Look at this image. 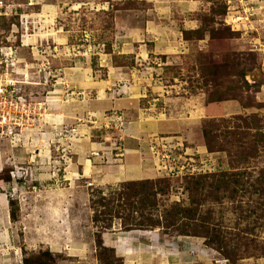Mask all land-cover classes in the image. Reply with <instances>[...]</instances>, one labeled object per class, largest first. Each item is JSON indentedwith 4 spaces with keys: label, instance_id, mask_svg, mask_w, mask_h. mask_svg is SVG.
Masks as SVG:
<instances>
[{
    "label": "rangeland",
    "instance_id": "rangeland-1",
    "mask_svg": "<svg viewBox=\"0 0 264 264\" xmlns=\"http://www.w3.org/2000/svg\"><path fill=\"white\" fill-rule=\"evenodd\" d=\"M185 1L192 9H174L171 21L168 16L155 14L156 0H48L35 9L41 14L37 15L35 32L44 40L51 38L54 30L70 31L71 53L83 52L84 64L95 80H109V96H120V86L136 80L143 89L141 110L148 114L165 116L168 107L163 96H155L159 93L171 99L200 95L207 102L240 99L245 105L264 109V102L256 100L264 95V0ZM8 21L0 19V40L9 29ZM149 25H153L151 33L158 32L163 39L170 38L164 31L171 29L170 35L178 36L175 45L180 47L184 41L188 51L175 47L167 55L146 58L141 46L145 45L150 55L155 47V41L145 37ZM23 54L31 56L28 48ZM119 73L125 77L120 83L116 80ZM52 83L45 84L46 92L36 94V99L45 103L40 109L44 118L45 112L51 111ZM78 94L97 100L93 91ZM62 95L69 99L74 96L69 89L60 98ZM118 116L128 123L123 113L111 109L100 117L89 114L87 119L92 122L77 119L64 125L67 129L78 127L81 133V125H94L84 133L93 137L86 141L113 143L114 147L124 134L113 122ZM205 129L208 149L217 153L208 158L217 168L182 179L157 177L113 183L104 181L108 176L96 166L92 176L81 174L72 184L59 172L74 163V156L78 159L73 144L70 147L53 138L51 156L40 158L36 151L39 144L34 146V140L16 147L4 142L0 180L6 185L0 181V192L8 195L6 205L13 226L5 231L0 224V252H6L9 243L20 249L19 261L8 260L10 264H129V249L120 252L114 244L127 246L123 237L151 231L169 248L186 237L198 241L213 254L212 264H254L264 257V114L208 119ZM51 130L58 133L56 128ZM112 154L102 163L123 161L124 155L116 157L115 150ZM41 161L42 168L37 171ZM14 166L37 172H19L22 177L14 181ZM149 180H153V187H149ZM57 188L65 189L66 194H47ZM153 201L154 209L150 205ZM143 239L148 237L141 236L142 248L147 251H141L139 264H152L154 258L148 251L152 246L159 248V243ZM188 252L193 264H204L196 249L189 248Z\"/></svg>",
    "mask_w": 264,
    "mask_h": 264
},
{
    "label": "crops",
    "instance_id": "crops-1",
    "mask_svg": "<svg viewBox=\"0 0 264 264\" xmlns=\"http://www.w3.org/2000/svg\"><path fill=\"white\" fill-rule=\"evenodd\" d=\"M156 1L157 6H153L155 14L157 15L158 12L159 14L161 13L162 15L168 16L171 21L174 18V9L178 7L185 8L186 10L192 9L190 3L185 0ZM151 28H153V25H151ZM151 28L149 25V30L145 37H148L150 40L155 41V47L152 48V52L154 54L150 55V50L146 49L144 47L145 45L141 46V48L146 52V55H144L146 58L154 57V55L156 54L167 55L168 52H171V48L175 47L180 48V50H182L183 52L188 51L184 41L180 43V47L175 45V41L178 42V36L170 35V33L173 32L171 29L167 31V28L166 31H164V34H166L167 32L170 38L163 39L157 35L158 32H156V34H152ZM50 34L51 38L47 36L44 40L42 39L43 37L41 36V34L37 36L33 35L29 41L39 44L43 41L51 40L49 43H52L56 46L54 54L51 57V62L53 70L60 75L59 80L61 79L63 80V82L56 85L54 90L50 91L51 111L48 112L44 118L48 122H50V127L48 126L49 130H45L43 132L41 130L42 124L36 125V127H33L26 132L23 143L25 144V142H28L29 139L32 141L34 140V146L36 143L39 144V146H37L39 148H37L36 150L37 152H39V157L49 158V156H51V139L55 137L54 131L51 130V127L59 129L62 127V124L69 125V123H76L77 119L81 122L85 121V119L89 117V114L94 117H100V115L106 113V110L109 111L111 109L123 113L128 121L126 129L125 131H123L124 134L122 146L125 149L124 159L120 163H117L110 159L109 162L111 161L112 164L110 163L109 165L103 164L102 158L91 156V152L96 150L109 152V150H112L114 148L113 143L109 144L108 142L104 143L98 140H93L92 142L86 141L89 138L91 139L93 137L86 134L84 135V133L87 132V129L89 127L93 128L94 125H90L89 123L81 125V134L84 136L79 139L78 137H75L72 143L75 155L78 154V159L77 156H74V163H71L70 166L66 169L62 167L59 172V174L64 173L63 176L70 180L69 183H71L72 181L73 184L74 180L80 178L81 174L82 177L92 176L91 174L95 171V169H97L95 168L96 166H99V168L102 167V170L108 176V178L104 181L113 183L131 180H148L160 177L157 173L155 161L149 148L150 142L152 141V139H154L155 135H182L183 138L187 140V143L191 147L197 148L202 155L213 157L217 156V153L210 152L206 144L204 136L205 120L219 119L242 113L250 114L261 112L262 114H264V109L258 108L254 104L245 105L240 99H226L218 102H207L200 95L197 97L196 95H192L190 97L184 98L174 96L175 98L171 99L170 97H166L165 93H159L158 95L155 94V96L164 97L162 98V101H165L167 107L169 108H167L165 116H156L151 113L148 114L145 111L144 113L143 109L141 110V107L144 104V102H141V100L143 101V89L142 86L136 82V80H133V82L129 85L128 83H125L123 86H120L119 89L122 95L120 94V96L118 97H113L112 95L109 96V80H95L93 78L92 71L86 68V64H84V59H82L83 52L79 50L80 52L77 54L74 53L73 55V52L71 53V50H74V46L71 44V32L67 30L61 33L60 30H54V32H51ZM25 50L26 48L23 49V51ZM145 57L141 58L146 61ZM124 75L128 74L125 73ZM128 76H130L129 78H131L132 75L129 74ZM123 78H125L123 74L119 73L116 80H118L120 83L121 81L125 80ZM37 80L39 82L43 81L42 77H38ZM116 80L113 83H117ZM52 81L54 82V80ZM47 88L48 85H45L44 83L33 85V91H35L36 93L39 92L40 94L42 92H46ZM162 88L164 89V87L158 86V89ZM68 89L71 92V95L74 96L69 99L67 96L62 95V98H60L61 93H65ZM86 90L96 93L97 100L90 101L87 100V98L85 99L83 96H78V92L81 93L83 91L85 92ZM256 100L258 102H264V95H258L256 97ZM78 114L80 116H78ZM38 127H40L39 130ZM101 135L103 136V133ZM4 142L6 141L1 142L0 149L5 147ZM52 142L54 143L55 140L52 139ZM40 145L43 147V149H41ZM28 151H30V147H28L27 152ZM37 152L36 155H38ZM88 155H90V157ZM110 156L114 155L109 154V157ZM5 160H7L6 157ZM54 161L55 163H57L56 160ZM2 164V154L0 151L1 169L3 166ZM37 164L38 166L36 167V169L38 171V169L42 168L39 167V165L42 164V161ZM80 168L82 169V173ZM37 171L35 170V173ZM35 173L32 170V175ZM0 181L4 183L3 180ZM64 192H66L65 189L57 188L56 190L49 191L47 194H50L51 196H59L65 195L66 193L64 194ZM7 201L8 195L6 193L4 194L0 192V217H2L0 219V224H2L1 226L6 227L5 231H9L8 227L13 226V223H11L10 221V217H8L9 208L6 205ZM137 234L138 235L136 236H140V238H135L136 236H131L129 238H127V236L123 237L124 243H127V246H125V244H114L115 248H118L120 252H126V250L129 249V251L131 252H127L131 257V262H129V264H135L136 262V264H139V258L141 257V255H143L141 254V251H147L142 248L144 244H142L141 242V236L148 237V239L146 240H152L153 243L155 241H158L159 243V248L152 246V248H150L149 250L150 252L148 251V256L150 255L154 258V262L152 264H193V259L191 260L189 257V248L196 249L200 253L198 255V258L203 260L204 264H212L214 261L213 254L210 253V251L203 249L198 241L192 240L191 238H182L179 240V242L173 245V248H169L166 247L165 242H159L157 233L151 231H140ZM143 240L146 241L145 239ZM7 243L9 242L7 241ZM7 246L9 247H7L6 252H0V263H2L3 260L6 262L8 260L19 261L20 249L11 247L10 243ZM3 256H6L7 258L5 259L3 258ZM218 262L224 263L219 259ZM7 263L10 264V262ZM246 264L250 263L247 262ZM254 264H264V257L254 260Z\"/></svg>",
    "mask_w": 264,
    "mask_h": 264
},
{
    "label": "built area",
    "instance_id": "built-area-1",
    "mask_svg": "<svg viewBox=\"0 0 264 264\" xmlns=\"http://www.w3.org/2000/svg\"><path fill=\"white\" fill-rule=\"evenodd\" d=\"M45 1L47 0H26L25 2L0 0V19L9 20V29L0 40V147L2 141H6L11 147L22 144L26 132L40 122H43L41 126L43 132L49 130L44 121V113L40 112L41 106L45 103L36 99L37 93L33 91V85L49 84L53 79V86L63 82L59 80L60 75L51 68V57L56 46L49 43V40L39 44L29 41L33 35H37L35 32V26L39 23L37 15H41L35 9L42 7ZM24 48L29 49L30 57L23 54ZM42 76L44 79L39 82L37 78ZM92 120L85 119L84 122H92ZM113 122L119 131H125L127 124L120 116ZM67 127L62 125L56 130L58 133L55 132L54 135L58 142L62 139L64 144L71 147L73 136L81 137L85 134L82 135L78 127L72 129ZM122 141V135H120L114 142L113 151L115 150L116 157H122L125 154ZM149 148L161 178L182 179L210 173L217 168L212 158L202 155L197 148L191 147L182 135L167 134L154 137ZM109 154L110 152L96 150L91 153V156L104 159L109 157ZM64 159L67 162L71 161L67 157ZM19 172L30 175L32 170L30 171V167L27 166H14L11 171L14 181L16 177L17 179L22 177L18 176Z\"/></svg>",
    "mask_w": 264,
    "mask_h": 264
},
{
    "label": "trees",
    "instance_id": "trees-1",
    "mask_svg": "<svg viewBox=\"0 0 264 264\" xmlns=\"http://www.w3.org/2000/svg\"><path fill=\"white\" fill-rule=\"evenodd\" d=\"M222 100H224V99H213L211 102H216V101H222ZM204 134H205V136H206V139H207V143L209 144V141H208V137H207V131H206V129L204 130ZM211 149V148H210ZM211 151H212V149H211ZM148 183H150V186L149 187H153V180H149L148 181ZM154 202V201H153ZM151 205V207L153 206V209H154V206H155V202H154V204H150Z\"/></svg>",
    "mask_w": 264,
    "mask_h": 264
},
{
    "label": "bare ground",
    "instance_id": "bare-ground-1",
    "mask_svg": "<svg viewBox=\"0 0 264 264\" xmlns=\"http://www.w3.org/2000/svg\"><path fill=\"white\" fill-rule=\"evenodd\" d=\"M47 113H48V112L45 113V116H46ZM39 124H43V122H40ZM39 124H38V125H39ZM32 128H33V127H32ZM75 137H78V136H77V135H76V136H73V140H74ZM53 138H55V137H53ZM53 138H52V139H53ZM52 139H51V141H52ZM55 140H56V139H55ZM73 140H72V141H73ZM56 141H57V140H56Z\"/></svg>",
    "mask_w": 264,
    "mask_h": 264
}]
</instances>
